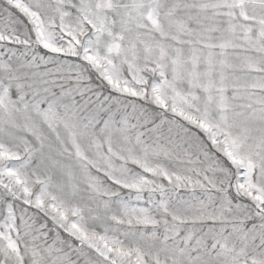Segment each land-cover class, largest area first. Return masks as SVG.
Instances as JSON below:
<instances>
[{
	"label": "snow or ice",
	"instance_id": "1",
	"mask_svg": "<svg viewBox=\"0 0 264 264\" xmlns=\"http://www.w3.org/2000/svg\"><path fill=\"white\" fill-rule=\"evenodd\" d=\"M0 264H264V0H0Z\"/></svg>",
	"mask_w": 264,
	"mask_h": 264
}]
</instances>
